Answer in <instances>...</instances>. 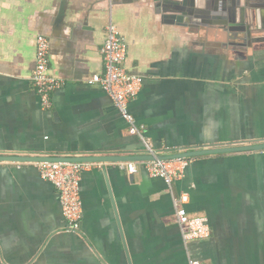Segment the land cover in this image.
I'll return each mask as SVG.
<instances>
[{
	"label": "crops",
	"instance_id": "0c3cea01",
	"mask_svg": "<svg viewBox=\"0 0 264 264\" xmlns=\"http://www.w3.org/2000/svg\"><path fill=\"white\" fill-rule=\"evenodd\" d=\"M216 7L196 0L203 15L192 23L153 0H0V155L145 152L88 83L104 71L111 22L128 43L126 66L143 77L130 111L156 152L264 141V8L239 44L207 20ZM40 34L64 82L49 109L31 80ZM118 162L82 173L83 217L71 232L37 162L0 160V264H264V149L192 158L173 193L144 165L129 173ZM181 193L190 213L208 217L209 238L184 241Z\"/></svg>",
	"mask_w": 264,
	"mask_h": 264
},
{
	"label": "built area",
	"instance_id": "2783aa9c",
	"mask_svg": "<svg viewBox=\"0 0 264 264\" xmlns=\"http://www.w3.org/2000/svg\"><path fill=\"white\" fill-rule=\"evenodd\" d=\"M104 71L95 74L88 83L99 85L111 98L121 116L129 124L130 133L139 136L144 143L145 152L156 155V150L144 136V125H139L130 111V102L140 93L143 77L132 73L126 66L128 43L111 22L106 29V39L102 47ZM35 68L32 73V84L41 98L42 105L49 109L52 105V94L63 86L61 78L50 73V40L40 34L36 38ZM192 158L153 159L144 161H119V167L129 173H136L139 164L144 165L147 173L154 178L165 181L173 193V183L185 175ZM41 177L51 182L60 195L62 213L67 230L79 232L83 217L81 196L82 173L98 162H37ZM189 200L187 193L174 197V206L181 234L185 242L207 239L211 236V226L207 216L192 214L185 207ZM190 264H201L191 260Z\"/></svg>",
	"mask_w": 264,
	"mask_h": 264
},
{
	"label": "water",
	"instance_id": "95a60500",
	"mask_svg": "<svg viewBox=\"0 0 264 264\" xmlns=\"http://www.w3.org/2000/svg\"><path fill=\"white\" fill-rule=\"evenodd\" d=\"M157 6L166 8V12L172 16L174 21L185 22V20L198 23V17H201V9L196 8V0H153ZM217 9L215 11L210 8L207 10V20L211 19L219 21L225 32L235 40L241 42L248 41L251 38L252 30L260 28L253 24L254 17L261 20L262 8H264V0H216ZM222 2L224 5L223 14L219 12L218 5ZM211 3V0H207ZM259 10V13H258ZM206 11V10H205ZM259 20V21H260ZM255 27V28H254ZM159 149V146L155 145ZM264 149V141H252L251 143H234L230 145H218L213 147H200L191 149H176V151H158L156 155L149 153L134 154H116L105 155L96 153L70 152L62 154H6L0 155L2 161L15 162H99V161H144L172 158H195L204 155L235 153L252 150Z\"/></svg>",
	"mask_w": 264,
	"mask_h": 264
}]
</instances>
